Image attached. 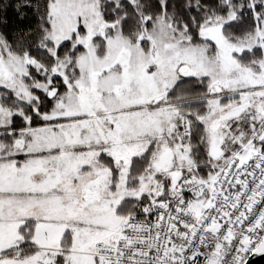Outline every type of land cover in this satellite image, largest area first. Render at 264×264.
<instances>
[{
  "label": "snow or ice",
  "instance_id": "6c2138e0",
  "mask_svg": "<svg viewBox=\"0 0 264 264\" xmlns=\"http://www.w3.org/2000/svg\"><path fill=\"white\" fill-rule=\"evenodd\" d=\"M264 255V0H0V264Z\"/></svg>",
  "mask_w": 264,
  "mask_h": 264
},
{
  "label": "water",
  "instance_id": "95a60500",
  "mask_svg": "<svg viewBox=\"0 0 264 264\" xmlns=\"http://www.w3.org/2000/svg\"><path fill=\"white\" fill-rule=\"evenodd\" d=\"M249 264H264V255L251 257Z\"/></svg>",
  "mask_w": 264,
  "mask_h": 264
}]
</instances>
